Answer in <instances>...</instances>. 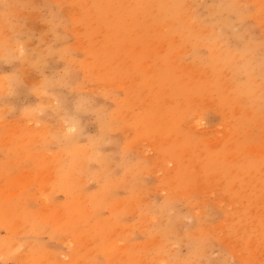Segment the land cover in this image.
<instances>
[{
    "label": "rangeland",
    "instance_id": "1",
    "mask_svg": "<svg viewBox=\"0 0 264 264\" xmlns=\"http://www.w3.org/2000/svg\"><path fill=\"white\" fill-rule=\"evenodd\" d=\"M0 264H264V0H0Z\"/></svg>",
    "mask_w": 264,
    "mask_h": 264
}]
</instances>
